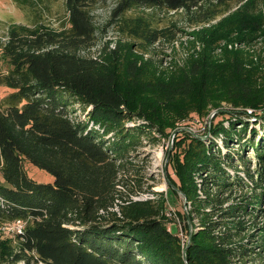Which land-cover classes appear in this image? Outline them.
Here are the masks:
<instances>
[{"label": "trees", "instance_id": "trees-1", "mask_svg": "<svg viewBox=\"0 0 264 264\" xmlns=\"http://www.w3.org/2000/svg\"><path fill=\"white\" fill-rule=\"evenodd\" d=\"M108 1V18L97 26L93 9ZM41 2L31 25L11 26L0 44L9 64L0 74L8 89L0 98V225L25 222L0 241V264H264V221L252 222L264 216L256 192L264 185V143L242 120L264 114V64L239 51L218 60L207 50L232 33L240 41L264 37V0H64L57 27L41 23ZM153 9L196 13V24L221 20L210 34L196 32L204 44L197 58L164 76L134 54L149 55L175 28L155 26ZM109 31L118 36L112 48L101 41ZM74 104L82 116L70 110ZM214 110L209 137L184 132L169 157L190 207L179 213L185 234L195 227L186 245L167 227L163 199L117 203L118 186L126 185L120 173L143 137L167 136ZM236 142L258 161L243 176L226 165L242 158L228 152ZM25 163L53 181L34 180ZM246 186L253 194L232 197ZM251 223L260 230L253 240Z\"/></svg>", "mask_w": 264, "mask_h": 264}, {"label": "rangeland", "instance_id": "rangeland-1", "mask_svg": "<svg viewBox=\"0 0 264 264\" xmlns=\"http://www.w3.org/2000/svg\"><path fill=\"white\" fill-rule=\"evenodd\" d=\"M43 1V3L40 0L36 1L41 2L40 5L45 3L44 5L46 6L45 11L41 13V23L57 27L58 20L65 13L64 0ZM36 2H30V0H0V44L7 41L8 30L11 26L31 25L33 20L38 16V3L36 4ZM259 2H261V0H259ZM234 4V2L231 3V5ZM111 7L112 2L109 1L105 4H98L94 7L93 17L97 26L105 24ZM258 10L259 5L252 11L255 13L258 12ZM201 11L202 9L198 10V12ZM148 13L152 15L153 23L158 28L172 29L173 26L171 25H174L175 28L173 29L172 35H167L161 39L149 55H142L137 51H135L136 53H133L138 57L139 63H146L149 70L164 76L177 71L179 68L186 67L191 59L197 58L202 53L204 44L200 39L201 36L197 35L196 32L205 30L210 34L216 30L215 26L221 20V17H218L208 24H196L194 22L196 21L194 16L196 13H187L185 11L167 13V11L160 9H153L148 11ZM117 39L118 36H116L114 31H109L102 36L101 41H109V47L112 48ZM215 41L216 42L212 44V47H209L207 50L208 52L211 51V54L218 60L222 59L223 55H225L224 53L227 51H239V53L241 52L244 54L249 61L251 60L253 63L260 61V64H264V37L259 34H255L251 39L240 41L236 39L235 34L232 33L227 37ZM93 54L96 55V51H93ZM8 67L9 64L7 63V60H5L0 54V74L5 73ZM7 91L8 89L6 87L1 86L0 98L6 94ZM223 106L225 109H229L228 105L223 104ZM70 110H74L77 116L83 115V110L78 104H74ZM210 114L204 119L194 115L190 116L187 120L169 130L167 136H160L158 133L152 132L151 136L154 140L150 137H143L142 145L129 151L130 156L127 157V160L130 164L127 165V168L124 167L120 173L125 180L126 185L118 186L119 190L123 193V197L117 199V203H122V199H126V196L131 200L133 199V201L163 199L165 204L163 212L167 217V227L177 232L181 238V242L183 244L186 243V245L188 244L191 232L194 231L193 229H195V227L190 225L189 234H185L184 224L179 218V213L186 214L190 207L184 194L174 183V181H177V178L174 169L171 167L169 157L174 151L175 140L179 136L181 137L184 132L198 135L202 137L203 140L209 137L207 127L214 116L210 117ZM242 120L247 122L249 127L254 128L256 132L262 136L261 138H263L264 143V114L258 118L244 117ZM248 134H251L249 133V129H247L245 138H249L247 137ZM244 142L248 143V139ZM244 142L239 144L236 142L231 144L228 148L229 153H233L236 156L242 154V158L234 157L233 161L228 160L226 163V165L231 163L237 166L239 173L236 172V169L230 167V165L228 166V171L231 176L237 174L243 176L242 171L247 165L250 166V170H255L258 166V161L253 150H250L247 145L244 147ZM225 149L226 147H224V150ZM237 151H239V154L235 153ZM25 168L29 176L38 182L53 181L52 174H49V172H46L31 163H25ZM253 178H256L255 174ZM253 191L255 190L251 186H246L233 191L232 197L240 200L245 198V196L253 194ZM256 192L263 193L264 196V185L261 189H257ZM113 209H117V207L115 206ZM249 212L255 213V210L253 211L249 209ZM245 219L249 221L251 220V216L247 215ZM254 221L260 226V223L264 221V216L257 217L255 220H252V222ZM256 223H251L250 228L246 231V233H253L254 237L252 240L257 238V234L260 233L259 229L251 230V225H255ZM8 234L10 233L0 230V241L8 238L10 236ZM249 244H252V242L250 241Z\"/></svg>", "mask_w": 264, "mask_h": 264}, {"label": "built area", "instance_id": "built-area-1", "mask_svg": "<svg viewBox=\"0 0 264 264\" xmlns=\"http://www.w3.org/2000/svg\"><path fill=\"white\" fill-rule=\"evenodd\" d=\"M25 222L21 219H16L12 222H8L0 225V230L9 233H20L24 228Z\"/></svg>", "mask_w": 264, "mask_h": 264}, {"label": "water", "instance_id": "water-1", "mask_svg": "<svg viewBox=\"0 0 264 264\" xmlns=\"http://www.w3.org/2000/svg\"><path fill=\"white\" fill-rule=\"evenodd\" d=\"M216 112V110L212 111V113L210 114V117L214 115V113ZM184 253V252H183ZM184 256V255H183ZM185 257V256H184Z\"/></svg>", "mask_w": 264, "mask_h": 264}]
</instances>
